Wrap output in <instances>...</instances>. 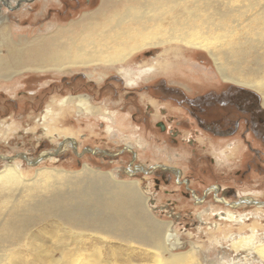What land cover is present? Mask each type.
<instances>
[{
    "label": "bare ground",
    "instance_id": "6f19581e",
    "mask_svg": "<svg viewBox=\"0 0 264 264\" xmlns=\"http://www.w3.org/2000/svg\"><path fill=\"white\" fill-rule=\"evenodd\" d=\"M237 1L240 5H231ZM28 2L0 0V26L5 31L3 39L0 33V69L29 64L25 66L27 74L79 72L94 79L98 70L117 71L118 65L146 48L183 45L206 52L225 83L256 91L264 105V0H102L97 11L78 22L59 26L52 36L19 47L6 30L10 22L2 6L13 8ZM10 52L16 57H6ZM119 74L129 83L124 71ZM61 107H70L78 115L102 114L85 95L65 97ZM54 115L50 111L44 115V135L63 137L65 148L69 144L77 148L78 138L69 128L47 126L55 121ZM13 159L3 158L0 170V264L84 263L79 261L86 250L84 235L122 242L128 254L117 247L114 253L123 264H204L198 243L188 251L172 252L181 242L170 232L172 222L151 214L141 180H118L113 172L88 164L76 172L43 167L28 179L14 162L17 158ZM52 160L54 157L48 161ZM254 199H242L238 204L257 203ZM224 218L232 223L227 225L230 228L233 224L243 228L248 215L227 211ZM256 225L248 232H231L211 240L220 246L221 264H264V232ZM213 227L222 230L220 224ZM56 235L71 238L58 247L59 258L51 247L42 248L45 236ZM97 251L92 255L93 264H102ZM242 254L244 257L238 258Z\"/></svg>",
    "mask_w": 264,
    "mask_h": 264
},
{
    "label": "rangeland",
    "instance_id": "374dc122",
    "mask_svg": "<svg viewBox=\"0 0 264 264\" xmlns=\"http://www.w3.org/2000/svg\"><path fill=\"white\" fill-rule=\"evenodd\" d=\"M101 5L102 0H29L28 3L13 8L3 4L2 10L5 16H9L10 24L6 30L11 31L10 38L17 46L24 47L38 38L52 36L59 26L68 27L71 22H78L85 15L97 11ZM231 5L237 7L240 4L237 1ZM0 33L3 39L5 31L1 26ZM6 57H16V53L10 52ZM26 65L29 64L12 70L0 69V170L5 164L3 158L7 157L14 158L13 160L17 158L14 162L20 164L28 179H33L37 170L43 167L76 172L82 170L84 164L103 172L111 171L118 180L139 179L142 181V191L149 197L151 214L157 219L173 224L170 232L176 235L181 245L171 249L172 252L188 251L193 244L198 243L199 257L204 264H221L220 246L218 247L216 242L211 244V240L216 241L218 237H226V234L231 232H248L256 222L259 232H264V215H261L264 214V144L247 136L252 145L261 150L259 157L247 151L246 143L240 138L217 141L199 134L192 143H187L190 132L185 131L181 136V139L185 140L184 143L174 144L170 137L161 134L155 126V123L162 119L161 108H167L170 115H180L174 103L164 102L159 94L149 89L152 86L156 88L161 79L165 78L166 82L173 86L183 85L192 94L208 86L225 84L206 52L188 49L183 45L150 47L118 65L117 71L109 70L107 74L98 70L94 78L98 85L103 84L106 74L120 71L127 74L129 83L123 78L128 88L126 91L135 93V104L124 109L118 108L122 103L125 107L124 90L119 89V96L114 97L110 91L103 93L105 84L102 85L103 90H100L81 79L77 80L81 76L79 72L52 73L48 77L43 74L25 73ZM8 75L14 76L5 78ZM67 80L71 81L72 86L69 91L65 90ZM117 85L120 87V84ZM84 94L92 97L91 103L100 107L102 114L78 115L70 107H61L65 97ZM49 111L56 115L55 121L47 122V126L69 128L71 133L77 136L75 143L80 150H75L69 144L54 160L46 161L43 165H29L17 155L25 153L32 159L45 151L54 152L59 149L61 143H66L63 137L55 136L56 138L50 139L44 135L45 125L42 119ZM135 113H138V116ZM141 116L149 117L147 123H142ZM125 145L132 147L130 149L135 152V162L146 170L148 167L161 165L181 170L184 177L181 182L190 180L189 183L197 195L205 193L206 201L205 198L198 200L185 197L181 182L169 185L160 182L157 187L155 177L161 173L153 175L139 171L134 175V172L127 168L133 160L129 150H124ZM87 149L116 155L93 154L89 150L87 152ZM166 175L167 178L172 176ZM210 192H216L217 196L210 195ZM221 192L223 196L219 199L217 197ZM249 198H256L254 200L257 203L250 201L239 205L242 199ZM227 211L247 214L245 226H227L232 224L224 218ZM220 213L222 217L217 215ZM214 223L220 224L222 230L217 231L213 227ZM213 234L216 235L215 238ZM45 239V244L40 241L38 243L43 244V249H54L57 258L61 254L58 247L71 241L68 235L64 239L59 235L45 236ZM83 244L86 250L83 257H79V261L84 263L79 264H86L88 261L93 264L92 255L96 254L95 250L101 253L102 264L124 263V260L117 258L114 253L116 247L121 251L125 250L120 241L108 236L84 235ZM227 250L230 256L234 255ZM243 255L237 257L243 258ZM191 262L188 264H193Z\"/></svg>",
    "mask_w": 264,
    "mask_h": 264
},
{
    "label": "flooded vegetation",
    "instance_id": "af4514ba",
    "mask_svg": "<svg viewBox=\"0 0 264 264\" xmlns=\"http://www.w3.org/2000/svg\"><path fill=\"white\" fill-rule=\"evenodd\" d=\"M77 1L78 0H74V2ZM80 75L81 76L78 77L77 80L81 79L91 84L90 86L95 89L99 88L101 90L102 88L103 90L102 85L105 84L103 93L105 91H110L114 97L119 96V89L124 91L128 89L124 82L125 78L123 76L121 77L119 73L108 75L102 81L103 84L100 85H98L93 78H89L82 73H80ZM65 83V90L69 91L72 87L70 85L71 81L67 80ZM117 84H120V87H118ZM156 86V88L152 86L149 89L153 91V93L156 92L157 95L159 94L164 102L174 103L180 112L179 116L170 115L167 108H161L162 119L155 123L156 129L159 130L161 134L170 137V140H172L174 144L179 142L184 143L185 140L181 139V136L187 131L190 132L189 138L186 141L187 143H192L194 138L198 137L199 134L207 135L210 139H215L217 141L240 138L246 143L247 151L256 157L261 155V150L252 145L251 141L247 139V136H251L257 142L264 144V105L261 95L256 91L233 83H225L222 85L208 86L201 89L202 91L200 90L192 94L187 87L183 85H170L166 82L165 78L161 79ZM125 93V107H123L124 105L122 103L118 108L124 109L129 107V105L135 104V97L133 95L135 93L133 91H126ZM84 95L88 96L92 102V97L90 95ZM135 114L138 116V113ZM148 119L149 117L141 116L143 124L147 123ZM126 148L132 154L133 160L127 168H130V170L134 172V175H137L139 171L149 174L153 173V175L161 173L157 174L155 177V184L157 187L160 182L169 185L170 183H178L184 180L181 170L164 165L152 168L148 167V170L140 165L143 168L139 170V164L135 162V152L131 151L132 147L125 145L124 150L128 151ZM115 155L113 154V156ZM248 169L250 170V165ZM166 174L172 176L167 178ZM189 182L191 181L186 180L181 182L180 185L184 187L182 193L185 197L198 200L205 198L204 200L206 201L205 193L197 195L195 189L191 187L192 184ZM210 195L215 196L216 192H210ZM222 196L221 192L217 198L221 199ZM223 199L226 201L225 198ZM227 204L229 203L227 202Z\"/></svg>",
    "mask_w": 264,
    "mask_h": 264
},
{
    "label": "water",
    "instance_id": "95a60500",
    "mask_svg": "<svg viewBox=\"0 0 264 264\" xmlns=\"http://www.w3.org/2000/svg\"><path fill=\"white\" fill-rule=\"evenodd\" d=\"M64 144L65 143H61V145H59L60 146L59 149L55 150L54 152H46L45 151V152L40 153L37 157H34L32 159L31 158H28L25 153L19 154V155H17V157H20V158L26 160V162L29 165L37 166V165H39V164H41V163H43L45 161L50 160L51 158L55 157L56 155H58L59 153H61L62 151H64L63 150ZM74 149L76 150V147H74ZM88 150L90 152H92L93 154L102 153V154H105V155L107 154V155H110V156L113 155V154H110L108 152H103L101 150H90V149H87V151ZM138 168L139 169H142L143 167L140 166V165H138ZM240 203H241V201H240Z\"/></svg>",
    "mask_w": 264,
    "mask_h": 264
}]
</instances>
